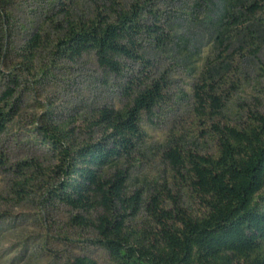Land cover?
Instances as JSON below:
<instances>
[{"label": "trees", "instance_id": "16d2710c", "mask_svg": "<svg viewBox=\"0 0 264 264\" xmlns=\"http://www.w3.org/2000/svg\"><path fill=\"white\" fill-rule=\"evenodd\" d=\"M55 1L59 13L48 26L57 59L74 63L91 55L105 77L122 76L125 62L140 72L120 87L121 108L101 107L83 119V139L77 120L54 122L50 109L33 120L53 164L22 161L9 192L23 201L42 191L45 205L69 210L70 225L92 233L104 264H264V109L227 115L236 89L229 58L206 59L190 88L189 124L170 130L158 149V179L133 185L132 174L152 150L143 124L171 103L169 74L153 67L141 41L157 52L170 38L157 26L151 0H89L88 7L86 0ZM259 12L264 0L224 2L215 36L227 42L224 52L259 51ZM42 31L25 43L24 67H15L27 76L46 47ZM13 95L7 88L0 96V136L16 109ZM64 264L97 263L81 256Z\"/></svg>", "mask_w": 264, "mask_h": 264}, {"label": "rangeland", "instance_id": "374dc122", "mask_svg": "<svg viewBox=\"0 0 264 264\" xmlns=\"http://www.w3.org/2000/svg\"><path fill=\"white\" fill-rule=\"evenodd\" d=\"M225 1L151 0L148 8L157 13V26L170 41L157 52L147 39L140 46L154 68L168 72L171 103L157 118L143 124L146 148L152 150L144 153L131 184L158 179L163 170L158 149L170 130L189 124L190 88L206 59L227 57L232 62L231 79L236 89L231 95L228 116L242 107L264 109V43L254 54L252 49L229 54L224 52L227 42L221 45L215 40ZM55 2L0 0V96L7 88L12 89L16 106L0 136V264H64L81 256L97 264L105 262L103 251L90 243L92 233L70 225L69 210L45 205L42 191L30 192L23 201L9 192L11 172L22 161L33 159L46 166L53 164L47 148L35 136L33 120L41 119L50 109L54 122L77 120L76 126L81 130L78 138L83 139L87 137L82 131L83 119L101 107L121 108L125 101L120 87L140 72L137 63L125 62L122 76L105 77L91 55L74 63L57 59L54 36L48 26L59 13L60 5ZM89 3L86 0L84 5L88 7ZM256 18L264 19V13H257ZM152 23L150 20L149 24ZM40 29L46 34V47L38 53L32 63L34 70L27 76L22 50ZM21 65L22 68L15 69Z\"/></svg>", "mask_w": 264, "mask_h": 264}]
</instances>
